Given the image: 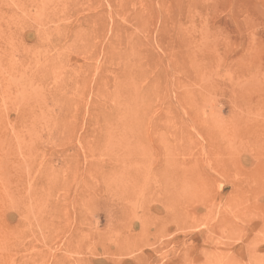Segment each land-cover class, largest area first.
<instances>
[{
  "label": "rangeland",
  "instance_id": "374dc122",
  "mask_svg": "<svg viewBox=\"0 0 264 264\" xmlns=\"http://www.w3.org/2000/svg\"><path fill=\"white\" fill-rule=\"evenodd\" d=\"M0 264H264V0H0Z\"/></svg>",
  "mask_w": 264,
  "mask_h": 264
}]
</instances>
